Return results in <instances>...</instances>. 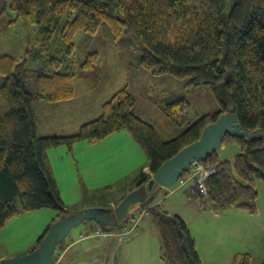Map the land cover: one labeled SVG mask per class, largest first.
Segmentation results:
<instances>
[{
  "label": "trees",
  "instance_id": "trees-1",
  "mask_svg": "<svg viewBox=\"0 0 264 264\" xmlns=\"http://www.w3.org/2000/svg\"><path fill=\"white\" fill-rule=\"evenodd\" d=\"M105 25L114 39L128 35L142 50L146 70L188 78L189 86H210L220 109L185 126L177 118L186 121L181 119L191 108L186 97H160L163 107L158 108L165 118L184 127L163 140L154 125L136 114L135 97L122 88L102 104L98 118L77 132L41 136L35 104L73 98L75 78L93 74L99 58L97 51L77 54L75 36L79 31L96 34ZM19 26L37 30L30 34L31 45L22 56L0 54V230L24 211L52 208L57 211L53 223L72 213L54 175L50 149L63 145L71 151L82 141L96 144L126 130L153 172L198 140L231 106L237 107L245 128L264 130V0H0V33L9 30L15 33L9 37H14ZM231 141L241 151L232 160L221 159L218 152L208 159L218 167L207 180V199L200 204L209 210L254 213L255 180H264V136L227 135L223 143ZM137 179V186H143L149 176L141 169ZM154 199L152 194L143 205L150 209L159 233L164 263L203 264L187 222L152 205ZM232 264L258 263L250 253L238 252Z\"/></svg>",
  "mask_w": 264,
  "mask_h": 264
},
{
  "label": "rangeland",
  "instance_id": "rangeland-1",
  "mask_svg": "<svg viewBox=\"0 0 264 264\" xmlns=\"http://www.w3.org/2000/svg\"><path fill=\"white\" fill-rule=\"evenodd\" d=\"M22 27H17L18 35L14 37H9L11 33L15 34L9 30L5 33H0V54L11 52L15 56H22L26 48L31 45L30 34L32 32L35 33L37 28L30 26L27 29L21 30ZM74 41L77 44V54L79 53L81 56L88 54L90 51L98 52L99 58L96 60V68L93 74L89 76L95 78L104 77L103 84L96 91H104L105 78L109 79L111 83L103 96L95 98L93 94L85 93L87 88L85 87L86 82L84 79L75 78V81H78L76 91L79 95L83 91L82 100L89 103L88 105H84L83 117L80 118L82 121L98 118L102 113V104L112 98L122 88H127L135 97L136 114L158 128L159 133H163L161 125L166 123L159 116L160 114L165 118L162 111L159 110V108L163 107L160 97L164 95H182L191 103V108L181 118L186 121H181V116L177 118L181 124L185 122L183 123L185 126H187V121L196 120L206 113H214L220 109L219 101L210 86H189L187 85V82L190 80L188 78L179 79L169 73L155 74L146 70L141 65L142 50L131 42L128 35L123 40L114 39L107 25L101 27L93 35L79 31ZM57 107L69 109V104L61 103ZM97 107L98 110L94 111L93 109ZM88 109L91 110L89 111ZM65 114V116H68L66 124L69 125V121L72 120L69 118V111ZM166 121L168 120L166 119ZM169 121L168 123L174 125V127H178L176 129L179 132L176 135L184 130L183 125L179 126V123L171 119ZM67 132L69 134V126L65 129L64 134ZM82 142H84L82 145L86 146H79L75 152H70L67 155L58 152L56 159H53L57 179L60 182L59 185L64 189L62 195L63 200L65 199L64 202L68 207L73 206L75 203H83L81 199L90 195L87 190H93L95 195L98 193V197L104 196L105 198L119 200L122 187L128 183L126 178L121 177L119 179L121 180L120 183L112 184L110 187L105 186L121 174L123 167L118 163H114V160L121 158L125 153L116 154L115 151L108 153V151L102 150L100 151L101 154L104 153L102 157H90V151H96L100 148H96L98 145L87 148L86 141ZM231 142L233 143L226 142L224 144L225 147L221 146L218 149L217 152L222 158L232 160L241 151V147L237 142ZM123 144H125V141H123ZM60 147L69 151V148L66 146L62 145ZM53 149L57 150L59 147ZM140 155L142 154L140 153ZM125 162L123 161V163ZM88 164L89 166L87 167ZM86 167L91 171V176L88 178L85 176ZM128 173L131 174L132 170L129 169ZM73 179L75 180L73 181ZM72 181L74 185H69ZM83 181L86 185L89 184L90 187L84 185ZM189 184L181 186L176 182L171 187L164 188V190H170V192L176 191L173 193L180 194L179 198H175L176 196L171 197L172 194L168 193L166 195L163 192H150V195L153 194L155 196V201L163 198L160 202L161 208L167 211L171 210L173 214L179 212L180 216L187 222L195 238L202 263L232 264L233 257L238 252L250 253L253 259L256 260V263H262L264 261V180L261 178L255 180V187L258 191V210L254 213L243 209H230L225 214L216 213L214 212L215 210H204L201 214L194 213L193 209L184 203L188 201L190 194L192 197L198 199L199 202H201V199L206 200L207 196L199 195L196 192H189ZM100 191L102 194L99 193ZM88 200L91 201L92 199L89 198ZM136 205H141V207L138 209L134 208L132 214L135 220H138L139 226L132 236L135 237L136 233L141 232L142 237L138 241V246L134 249L138 255L135 262L136 264H159L161 260L158 256L156 244L158 237L156 236L154 240H150L151 242L148 243L150 239L148 236L154 237L155 233L159 235L156 227L147 221V219L151 220L150 209L141 203H136L134 207ZM56 217V210L41 208L24 211L20 216L10 220L0 230V261L4 258L17 257L31 252L36 245L38 246V239ZM91 222L94 223L92 220H86L80 226L72 229L69 235L57 246L55 257L59 260V264H65V252L68 249L65 246L69 244V237L79 236L85 230L83 226L89 225ZM132 223L129 218L124 222L126 225H131ZM126 225L117 229L118 232L124 231L123 229ZM95 227L99 226L95 225ZM149 229L152 232H142ZM122 245L124 246L125 244ZM147 250L148 253H146ZM117 254V257H120L118 249ZM146 254L148 256L147 260ZM161 264L165 263L161 262Z\"/></svg>",
  "mask_w": 264,
  "mask_h": 264
},
{
  "label": "crops",
  "instance_id": "crops-1",
  "mask_svg": "<svg viewBox=\"0 0 264 264\" xmlns=\"http://www.w3.org/2000/svg\"><path fill=\"white\" fill-rule=\"evenodd\" d=\"M80 79H84V81L86 82L85 87L87 89L85 93L93 94L95 98H99L103 96L111 84L110 80L105 78L104 91H96V89L99 86H101V84H103L104 77H99V78L85 77V78H80ZM77 82L75 81V94L72 99L61 101V102L39 101L35 104V110H36V114L38 117V131L41 136L53 135V134L54 135H67L68 132L64 134V131L68 126H69V134H73L78 131L82 123L87 121V120H83V121L80 120V118L83 117V112H84L83 110L85 108L84 105H88L89 103L85 101L83 102L82 100V95L84 93L83 91H82V94L80 95L76 91ZM61 103L69 104V109L57 107ZM88 110L90 111L91 109H88ZM93 110L94 111L98 110V107L94 108ZM68 111H69V118L72 119L69 121V125L66 124V120L68 119V116H65L66 115L65 113H67ZM159 116L161 120H164L166 122L161 125V129L163 131V133H159L161 138L163 140H167V139L174 137L179 132V130H176L172 125H170V123H168V121H166V119L162 117V115L159 114ZM156 129L158 131V128ZM123 141H125V144H123ZM83 143L84 142L76 144L72 151L70 150L68 151V149H63V147H59V149L57 150L52 149V150H49L48 152V155H49V158L52 164V168L54 171V175L56 177V180H57V183H58V186H59V189L62 195H63L64 189L61 188V186L59 185L60 182L57 179V175L55 172L56 168H55L53 159H56V155L58 154V152H61L62 154L67 155L70 152L72 153L75 152L76 148H78L79 146H86V145H82ZM102 143L103 144L107 143V144L105 146H102L103 145ZM230 143H233V142H230ZM86 144L88 146L87 148L94 146V145H98L96 148H100L96 151L94 150L90 151L89 153L90 157H95V156H96L95 158L102 157V155L104 154V153L102 154L100 153V151L102 150H105V152L108 151V153H110L111 151H115L116 154L125 153V155L122 156L121 158L114 160V163H118L119 165L123 167L121 174L118 175L111 182H109L105 187H110L112 186V184L120 183L121 180L119 179L121 177H125L128 183L124 187H122L123 189L120 192L119 200L105 198L104 196L98 197L97 196L98 193L95 195L93 193V190H87V192H89L90 195L83 197L81 199L83 200V203L73 204V206L70 207L72 213H75V212H78L84 209H88L90 207H96V206H103V207L113 209V207L117 206L118 203L123 199V197L127 193H129L131 190L137 187V180H138L137 176L141 169L144 170V172L149 176V179H150L152 171L147 161L146 155L141 149V147L139 146V144L126 130H121L119 132H116L110 135L109 137L105 138L104 140L100 141L99 143L90 144L86 142ZM222 147H225V145H223ZM140 153L143 156L140 155ZM128 156L130 157L128 158ZM219 157L221 159H226V158H222L220 155ZM123 161H126V162L123 163ZM89 164L87 165V167L89 166ZM87 167H86V173H85L86 178L91 176V171ZM129 169L132 170L131 174L128 173ZM74 180L75 179H73V181ZM73 181L69 183V185H74ZM83 183L84 185H86L84 181ZM86 186L90 187L89 184ZM163 190L164 188H160V187L156 188L157 193L163 192L166 195L170 193L172 194L171 197L176 196L175 198H179L180 196V194L177 195V193H173L176 191L170 192V190H166V189L164 191ZM99 193L102 194L101 191ZM103 195H104V192H103ZM189 197L190 198H188V201H185L184 203L189 205L190 208L193 209L194 213L201 214V212H203L204 210L206 211L209 210V209H203L199 200L196 199L195 197H192L191 195ZM89 198H91L92 200L89 201L88 200ZM162 199H160L159 201H155L154 199V202L152 203V205H158V204L161 205L160 202ZM193 199L194 201H192ZM139 207H141V205L140 206L136 205V207L133 206L129 211V219L133 223L131 225L125 224L128 229H131V233L130 235L127 236V239L125 241L124 239H120L117 235L118 233L114 232V230H110V231L107 230L104 232V234L94 235L92 231L96 230L97 228L99 229L100 226L95 221H93L94 223L91 222L89 225L83 226L85 230H83L79 236H74L72 238L69 237L70 238L69 244L65 246L66 248H68L65 254L66 256L65 263L66 264H136L135 260L138 257V255H137V252L134 251V249L138 246V241L141 239L142 234L141 232H138L136 233L135 237L132 236L133 233L136 231L137 227L139 226V223L137 222L138 220H135L132 214L133 213L132 210L134 208L138 209ZM168 212L173 214V211L171 210H168ZM214 212L219 213V214L226 213V211L221 212L219 210L214 211ZM175 214L180 215L179 212ZM147 221L149 222V224H152L150 219H147ZM95 225H98L99 227H95ZM144 231L152 232L151 229L143 230L142 232ZM82 234L87 235V237L84 240H82ZM156 236L158 237L157 243H156L157 248H158V256L161 262L164 263L161 257L160 236L157 235V233H155L154 237L148 236V238H150L148 240V243L151 242L150 240H154ZM122 244H125V245L123 246ZM117 249L120 253V257L119 256L117 257L118 255ZM146 253H148V250ZM147 258L148 256L146 254V260ZM161 262L159 261V264H161Z\"/></svg>",
  "mask_w": 264,
  "mask_h": 264
},
{
  "label": "water",
  "instance_id": "water-1",
  "mask_svg": "<svg viewBox=\"0 0 264 264\" xmlns=\"http://www.w3.org/2000/svg\"><path fill=\"white\" fill-rule=\"evenodd\" d=\"M227 135L238 138H255L264 136V130L250 131L243 125L237 107L231 106L209 126L205 127L200 138L180 149L171 158L165 160L160 167L151 173L149 184L137 186L127 193L120 203L111 209L107 207H91L67 215L56 220L48 229L36 249L11 258H4L0 264H54L57 246L69 235L72 229L86 220H92L110 229H119L129 217V210L136 203H145L155 183L163 188L171 187L180 176L190 169L195 160L207 161L223 145ZM148 188V190H146Z\"/></svg>",
  "mask_w": 264,
  "mask_h": 264
},
{
  "label": "built area",
  "instance_id": "built-area-1",
  "mask_svg": "<svg viewBox=\"0 0 264 264\" xmlns=\"http://www.w3.org/2000/svg\"><path fill=\"white\" fill-rule=\"evenodd\" d=\"M217 171V164L213 162H203L199 160H195L189 171L185 174L180 182L181 185L187 184L190 180H194V186L189 187V191L192 193H198L199 195H208L207 189V180ZM104 230L97 229L95 231L96 234H104ZM130 233L129 229L122 231V237L126 239L128 234ZM84 237V236H82ZM55 264H59V260L55 262Z\"/></svg>",
  "mask_w": 264,
  "mask_h": 264
},
{
  "label": "bare ground",
  "instance_id": "bare-ground-1",
  "mask_svg": "<svg viewBox=\"0 0 264 264\" xmlns=\"http://www.w3.org/2000/svg\"><path fill=\"white\" fill-rule=\"evenodd\" d=\"M182 178H183V176H180L179 177V179L176 181V182H178V183H180L181 181H182ZM206 185H207V183H206ZM157 187H160V188H163L162 186H160L159 184H157V183H155L154 184V186H153V189L150 191V192H154V193H156V188ZM147 190H148V188H147ZM108 230H114V232H117L118 234V237L120 238V239H124L123 237H122V231L121 232H118V230L116 229V228H114V227H112V228H110V229H108ZM116 230V231H115ZM55 257V256H54ZM55 259H56V257H55Z\"/></svg>",
  "mask_w": 264,
  "mask_h": 264
}]
</instances>
